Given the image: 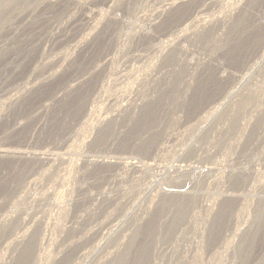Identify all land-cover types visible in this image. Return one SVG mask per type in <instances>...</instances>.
I'll return each mask as SVG.
<instances>
[{"label":"rangeland","instance_id":"1","mask_svg":"<svg viewBox=\"0 0 264 264\" xmlns=\"http://www.w3.org/2000/svg\"><path fill=\"white\" fill-rule=\"evenodd\" d=\"M8 1L0 0V264H18L32 238L28 264H116L174 193L148 264L258 262L263 232L248 263L240 235L255 229L264 201V0ZM254 28L263 34L255 42ZM231 36L245 48L240 57L227 52ZM152 137L145 155L138 146ZM132 157L138 168L127 166ZM233 195L236 213L211 245L215 215Z\"/></svg>","mask_w":264,"mask_h":264},{"label":"bare ground","instance_id":"2","mask_svg":"<svg viewBox=\"0 0 264 264\" xmlns=\"http://www.w3.org/2000/svg\"><path fill=\"white\" fill-rule=\"evenodd\" d=\"M8 1V0H7ZM13 1V0H12ZM172 1V0H171ZM176 2H177V0H175ZM175 1H173V2H170L171 3V5H172V3H174ZM186 1V0H185ZM205 1V0H204ZM212 1V0H211ZM214 1V0H213ZM213 1H212V3H213ZM256 1V0H255ZM255 1H252L253 2V4H254V2ZM258 1H262V0H258ZM257 1V2H258ZM6 1H4V3H5ZM9 2V1H8ZM16 2V1H15ZM37 2V1H36ZM175 2V3H176ZM182 2H183V0H182ZM263 2V1H262ZM2 3V2H1ZM12 3V2H11ZM211 3V2H210ZM215 3V2H214ZM261 3V2H260ZM256 4V3H255ZM5 5V4H4ZM10 5V4H9ZM16 5V4H15ZM19 5V4H18ZM112 5V4H111ZM8 6V5H7ZM7 6H3V8L4 9H6V7ZM104 6V5H103ZM131 6V5H130ZM173 6V5H172ZM180 7V6H179ZM2 8V7H1ZM15 8V7H14ZM171 8V6L169 7V9ZM242 10V9H241ZM245 12V11H244ZM11 13V12H10ZM179 13V12H178ZM249 13V12H248ZM8 14V13H7ZM3 15V14H2ZM1 15V16H2ZM159 15V14H158ZM240 15V14H239ZM244 15V14H243ZM5 16V15H4ZM8 16V15H7ZM247 17V15H244V17ZM3 17V16H2ZM192 17V16H191ZM7 18V17H6ZM241 18V17H240ZM239 18V19H240ZM4 19V18H3ZM239 19H236V21L237 20H239ZM1 20H2V18H1ZM126 20V19H125ZM151 20V19H150ZM256 20V19H255ZM260 20V19H259ZM7 21V20H6ZM164 21V20H163ZM167 21V20H166ZM184 21H187V20H184ZM4 22V21H3ZM116 22V21H115ZM238 22H240V21H237L236 22V27H240L241 26V22L240 23H238ZM245 21H243V23H244ZM2 23V22H1ZM247 23V22H246ZM246 23H245V25L244 26H246L247 27V25H246ZM252 23V22H251ZM259 23V22H258ZM256 24H257V22H256ZM20 25V24H19ZM253 25V23L252 24H250V26H252ZM257 26H259V25H257ZM99 27V26H98ZM76 28V27H75ZM190 28V27H189ZM248 28H249V26H248ZM247 28V29H248ZM14 29V28H13ZM131 29V28H130ZM236 29V28H235ZM240 29V28H239ZM243 29H246L245 27H243ZM255 29V28H254ZM170 30V29H169ZM241 30H242V28H241ZM258 30V29H257ZM256 29L254 30V31H251V33H248L247 31H246V34L248 33V34H250V36H249V38L253 41L254 40V42H255V40H259L260 39V37L263 35L262 34V32L260 33V31L262 30V28H261V30L259 29V31H257ZM156 31V30H155ZM233 29H232V32L231 33H233ZM238 31V30H237ZM249 31V32H250ZM129 32V31H128ZM239 32V31H238ZM243 32H244V30H243ZM159 33V32H158ZM172 33H173V31H172ZM169 34V33H168ZM236 34V33H235ZM244 35H245V33H243ZM132 35V34H131ZM151 35V34H150ZM237 35L239 36V37H241V35H239V33H237ZM260 35V36H259ZM237 36V37H238ZM243 36V35H242ZM90 37V36H89ZM238 37V38H239ZM248 37V36H247ZM246 37V38H247ZM231 38L234 40V41H236V38H234V37H232L231 36ZM237 38V39H238ZM245 38V39H246ZM102 39V38H101ZM107 39V38H106ZM231 39V42H233V40ZM242 39H244V38H242ZM249 39V40H250ZM264 39V38H263ZM169 40V39H168ZM251 40H250V42H251ZM262 40V39H261ZM260 40V41H261ZM173 41V40H172ZM245 41V40H244ZM247 41H248V39H247ZM98 42V41H97ZM104 42V41H103ZM102 42V43H103ZM238 41H236V43H237ZM241 42V40H240V38H239V43ZM249 42V41H248ZM106 43V42H105ZM119 43V42H118ZM241 43H243V41L241 42ZM252 44H253V42H251ZM107 44V43H106ZM245 44H247L248 45V43L246 42ZM156 45V44H155ZM218 45V44H217ZM238 43L237 44H231V46H230V48H229V50H227V52H229V53H232L233 55H235V56H238V57H240V53L239 52H241L240 50H245V48L244 49H241V47L242 46H240V50H239V48H238ZM241 45V44H240ZM242 45H244V44H242ZM101 46V45H100ZM99 46V44H98V47H100ZM162 46V45H161ZM253 46H254V44H253ZM97 47V46H96ZM176 47V46H175ZM244 47V46H243ZM242 47V48H243ZM248 47V46H247ZM156 48V47H155ZM94 49V48H93ZM97 49V48H96ZM102 49H104L103 48V46H102ZM160 49V48H159ZM256 49V48H255ZM264 49V48H263ZM118 50V49H117ZM120 50V49H119ZM144 50H146V49H144ZM143 50V51H144ZM154 50V49H153ZM167 50V49H166ZM238 50V51H237ZM250 50V49H249ZM93 51V50H92ZM99 51V50H98ZM104 51V50H103ZM110 51V50H109ZM136 51V50H135ZM176 51V50H175ZM15 52V51H14ZM97 52V51H96ZM163 52V51H162ZM92 53V52H91ZM90 53V54H91ZM95 53V52H94ZM98 53V52H97ZM96 53V54H97ZM101 53V52H100ZM171 53H173V51L171 52ZM175 53V52H174ZM206 53V52H205ZM239 53V54H238ZM243 52H241V54H242ZM212 54V53H211ZM214 54V53H213ZM99 55V54H98ZM102 55V54H101ZM167 56H168V54H166ZM171 55V54H170ZM173 55V54H172ZM230 54H228V56H229ZM95 56V55H94ZM100 56V55H99ZM146 56V55H145ZM175 56V55H174ZM209 56V55H208ZM226 56H227V54H226ZM227 56V57H228ZM91 56H89V58H90ZM93 57V56H92ZM168 57H170V56H168ZM167 57V58H168ZM211 57V56H210ZM100 58V57H99ZM170 58H172V57H170ZM170 58H168V59H170ZM228 58H230V57H228ZM85 59V58H84ZM87 59V58H86ZM137 59V58H136ZM235 59V58H234ZM240 59V58H239ZM88 60V59H87ZM87 60H85V61H83V62H85L86 63V61ZM93 60V59H92ZM94 60H95V58H94ZM98 60V59H97ZM96 60V61H97ZM111 60V59H110ZM174 60V59H173ZM96 61H94L95 63H96ZM125 61V60H124ZM138 61V60H137ZM205 61V60H204ZM210 61H212V60H210ZM81 62V61H80ZM93 62V61H92ZM100 62V61H99ZM84 63V64H85ZM102 63V62H101ZM81 64V63H80ZM83 64V63H82ZM88 64V63H87ZM201 64V63H200ZM76 65V64H75ZM78 65V64H77ZM86 65V64H85ZM93 66H94V64H92ZM98 65V64H97ZM112 66H115L114 64L112 65ZM96 67V66H95ZM98 68V67H97ZM126 68V67H125ZM225 68V67H224ZM93 69H95V68H93ZM214 70V69H212V68H207V70ZM82 70V69H81ZM97 70V69H96ZM121 70V69H120ZM89 71H90V69H89ZM92 71H94V70H92ZM101 71V70H100ZM72 72H74V71H72ZM85 72V71H84ZM124 72V71H123ZM216 71H213V72H211L208 76H206V78L204 79L205 80V82H203V83H201V84H199L200 85V88H199V90L198 91H203L205 88H206V86H207V84L208 85H210L209 83H211L210 82V80H211V78L213 77V76H215L214 75V73H215ZM205 73V72H204ZM229 73V72H228ZM83 74V73H82ZM88 74V73H87ZM221 74V73H220ZM96 75V74H95ZM115 75V74H114ZM86 76V75H85ZM97 76V75H96ZM81 77V76H80ZM219 77H221V76H219ZM65 78V77H64ZM79 78V77H78ZM89 78V77H88ZM80 79H82V78H80ZM86 79V78H85ZM95 79V78H94ZM75 80V79H74ZM77 80V79H76ZM67 81V80H66ZM65 81V82H66ZM82 81V80H81ZM84 81V80H83ZM87 81V80H86ZM92 81V80H91ZM218 81H220V80H218ZM80 82V81H79ZM88 82V81H87ZM69 83V82H68ZM67 83V84H68ZM213 83V82H212ZM225 83V82H224ZM94 85V84H93ZM66 86V85H65ZM122 86V85H121ZM210 87V86H209ZM26 88V87H25ZM198 88V87H197ZM170 91V90H169ZM85 92V90H80V91H78L76 94H73L72 96V98H71V100L73 101V103H75V105H77L76 104V101L77 100H80L79 98L81 97H83V93ZM88 92V91H87ZM86 92V93H87ZM102 92V91H101ZM106 92V91H105ZM184 92V91H183ZM204 92V91H203ZM208 92V91H207ZM92 93V92H91ZM197 93V92H196ZM206 93V92H205ZM201 94V93H200ZM226 94V93H225ZM86 95V94H85ZM202 95V94H201ZM42 97V96H41ZM74 97L76 98V99H74ZM84 97H86V96H84ZM101 97V96H100ZM200 97V96H199ZM84 99V98H83ZM166 99V98H165ZM219 100V99H218ZM143 101V100H142ZM198 101V100H197ZM80 103V102H79ZM125 103V102H124ZM161 103V102H160ZM166 103V102H165ZM81 104V103H80ZM129 104V103H128ZM69 105V104H68ZM74 105V106H75ZM84 105V104H83ZM151 105H153V106H150L149 104H148V108H149V106L151 107V109H149V111H148V113L150 114V115H147V112H146V114L145 115H147V116H144V120L146 121H144L143 120V122L145 123V126H146V123H147V125H148V122L151 120V119H153L154 117H156V115L155 114H157L156 112H157V108L159 107V104H157L156 102L154 103V104H151ZM196 105V104H195ZM217 105V104H216ZM158 106V107H157ZM219 106V105H218ZM82 107V106H81ZM216 107V106H215ZM145 108V107H144ZM160 108V107H159ZM147 109V108H146ZM216 109V108H215ZM155 110H156V112H155ZM147 111V110H146ZM138 113V112H137ZM90 114V113H89ZM207 114V113H206ZM65 116V115H64ZM151 116V117H150ZM150 117V118H149ZM142 118V117H141ZM82 119V118H81ZM157 120V119H156ZM142 122V125L144 124ZM83 124V123H82ZM151 124V123H150ZM160 125V124H159ZM144 126V125H143ZM122 127V126H121ZM141 127V126H140ZM142 128V127H141ZM113 129V128H112ZM120 129V128H119ZM140 129V128H139ZM156 130V129H155ZM111 131V126H109V124H108V126L106 125V127L100 132L101 133V136H104V135H106L107 133H109ZM137 131V130H136ZM133 132V131H132ZM132 132L130 133V134H128V137H126L125 138V140H123L124 142H123V145L124 146H129V145H131L130 143L133 141V137L135 136H132ZM134 134V133H133ZM137 134V133H136ZM145 135V134H144ZM155 135V134H154ZM153 136V135H152ZM137 137V136H136ZM147 137V136H146ZM153 138V137H152ZM154 138H156V137H154ZM152 139V140H148V141H146L145 142V140H143L144 141V143L142 142V145H139L138 146V149L141 151V152H145L144 154L146 155V152H147V154H148V152L152 149V147L154 146L153 145V142L155 141L156 142V140L155 139ZM157 141H158V139H157ZM99 142V141H98ZM110 142V141H109ZM171 142V141H170ZM135 143V142H134ZM155 144V143H154ZM44 145V144H43ZM162 145V144H161ZM133 146H135V145H133ZM158 146V145H157ZM16 147V146H15ZM125 148V147H124ZM136 148V147H135ZM30 149V148H29ZM22 150V149H21ZM34 150V149H33ZM19 151V150H18ZM7 152V151H6ZM24 152V151H23ZM162 152V151H161ZM10 153V152H9ZM40 153V152H39ZM153 153V152H152ZM19 154V153H18ZM3 154H1L0 153V156H2ZM5 155V154H4ZM24 156V154L22 155V157ZM153 156V155H152ZM57 157H58V155H57ZM103 157V156H102ZM134 157V156H133ZM133 157H132V160H133ZM139 157V156H138ZM142 157V156H141ZM40 158V157H39ZM44 158H46V157H44ZM51 158V157H50ZM49 158V159H50ZM64 158V157H63ZM130 158V157H129ZM153 158V157H152ZM155 158V157H154ZM105 159V158H104ZM109 159V158H108ZM117 159H119V158H117ZM123 159V158H122ZM125 159V158H124ZM131 159V158H130ZM130 159H128V160H130ZM135 159V158H134ZM141 159V158H140ZM32 160V159H31ZM63 160V159H62ZM97 160V159H96ZM99 160H101V159H99ZM106 160V159H105ZM111 160V159H110ZM116 160V159H115ZM114 160V161H115ZM121 160V158L119 159V161ZM126 160V159H125ZM127 160V161H128ZM129 161L128 162V165L127 166H129V163H130V165L132 166V167H134V166H136L137 167V164H136V162L137 161ZM150 160H151V158H150ZM38 161V160H37ZM44 161V160H43ZM49 161V160H48ZM52 161V160H51ZM93 161H95V160H93ZM113 161V159L111 160V162ZM126 161V162H127ZM142 161V160H141ZM141 161H139L140 163H141ZM144 161H146V160H144ZM144 161L142 162V163H144ZM148 161V160H147ZM116 162V161H115ZM122 162V161H121ZM139 162H137V163H139ZM155 162V161H154ZM103 163H106V162H104L103 161ZM107 163H110V162H107ZM118 163V162H117ZM140 163H139V165H140ZM147 163V162H146ZM95 164V163H94ZM113 164V163H112ZM119 165H120V163H118ZM124 164V163H123ZM122 164V165H123ZM105 165V164H104ZM106 165H109V164H106ZM105 165V166H106ZM122 165H121V168H122ZM145 165V164H144ZM150 165H151V163H150ZM35 166V165H34ZM105 166H103V167H105ZM111 166V165H110ZM114 166V165H113ZM142 166V165H141ZM140 166V167H141ZM146 166V165H145ZM108 167V166H107ZM131 167V168H132ZM139 167V168H140ZM144 167V166H143ZM178 167H179V165H178ZM243 167V166H242ZM138 168V167H137ZM180 168V167H179ZM137 170V169H136ZM254 170V169H253ZM144 171V170H143ZM252 171V170H251ZM183 172V171H182ZM255 172V171H254ZM188 174V173H187ZM243 175V174H242ZM238 176H240V175H238ZM237 176V177H238ZM94 177V176H93ZM236 177V178H237ZM241 178V177H240ZM240 178L238 177L237 178V180L239 179V182H241L242 183V178H241V180H240ZM246 178V177H245ZM126 179V178H125ZM184 179V178H183ZM187 179V178H186ZM181 180V179H180ZM90 181V180H89ZM175 181V180H174ZM188 181V180H187ZM93 182V181H92ZM181 182H183V181H181ZM238 182V183H239ZM174 183V182H173ZM172 183V184H173ZM241 183L240 184H238V185H241ZM171 184V185H172ZM175 184V183H174ZM184 184H185V182H184ZM233 184H235V181H234V183ZM121 185V184H120ZM178 185H179V183H178ZM232 185V184H231ZM238 185H236L235 184V186H236V189L238 188V187H241V186H238ZM170 186V185H169ZM168 186V187H169ZM173 186V185H172ZM171 186V187H172ZM175 186V185H174ZM174 186H173V188H174ZM238 186V187H237ZM97 187V186H96ZM100 187V186H99ZM180 187H181V184L178 186V188L180 189ZM234 187V186H233ZM91 188V187H90ZM175 188L177 189V187L175 186ZM242 188V187H241ZM95 189V188H94ZM172 189V188H171ZM176 189H174L175 191H176ZM235 189V188H234ZM81 190V189H80ZM83 190V189H82ZM165 190V189H164ZM232 190H233V188H232ZM240 190V189H239ZM238 190V191H239ZM246 190V189H245ZM81 192V191H80ZM86 192V191H85ZM168 193L167 194H169V189H168V191H167ZM235 192V191H234ZM83 193V192H82ZM172 193V192H171ZM178 193V192H177ZM238 193V192H237ZM236 193V194H237ZM240 193V192H239ZM78 194V193H77ZM241 194V193H240ZM87 195V194H86ZM163 195V194H162ZM81 196V195H80ZM85 197V196H84ZM239 197V196H238ZM179 199V195L177 196V195H175V193L174 194H172V195H166V196H164V199L162 200V202H161V205H160V207L157 209V211L155 212V214H154V216L152 217V219H150V222H148L147 223V225L146 226H143V227H141V229H139V230H137V232H136V234H134L133 236L134 237H132V239L130 240V242L127 244V246H126V248L119 254V260L116 262V264H148V260H147V256H148V253H149V248H150V246L152 245V242H151V240H152V236L154 235L153 233H154V231L155 230H157V228L159 227L158 226V224H159V222H158V220H159V216H160V214L162 213V211L165 209V206L166 205H168L169 203H171V202H174L175 200H178ZM226 199V200H225ZM224 200H223V202H222V206H221V208H220V210L217 212V214L215 215V218H214V220H213V225L211 226V230L209 231V233H210V236H209V242H210V244L211 245H214V244H217L219 241H220V239H221V236H222V233H223V230H224V228H225V225H226V223H227V217H228V214H230L229 212H231L232 213V209H234L235 208V210H236V207H234V206H237L238 207V200L237 199H239V198H237L236 197V195H233V196H229L228 198H225ZM79 200V199H78ZM235 200H237V201H235ZM241 201V200H240ZM192 201H190V199L188 198V199H186L185 201H184V203L182 204H180V206H179V208H178V210H177V213H176V218H175V221H174V223H171V225H169V226H167L166 227V232L168 233V231L169 230H173V228H174V226L175 225H177V223L180 221V220H182V219H184L185 218V215H186V213H187V211H188V209L190 208L188 205H190V203H191ZM80 203H81V201H80ZM90 203V202H89ZM235 203V204H234ZM82 204V203H81ZM85 204V203H84ZM99 205V204H98ZM240 205V204H239ZM262 206H261V213L259 214V216L257 217V223H256V227H255V229H246V230H242V233H241V241H240V247H241V250L243 251V258H242V261L243 262H246V263H248L249 262V259H250V257L251 256H253V255H251L252 253H250V249L251 248H254V245H255V243H256V240H257V237H258V235H260V233H262L263 232V237H264V222H263V211H264V201H263V204H261ZM89 206V205H88ZM189 207V208H188ZM234 207V208H233ZM193 208V207H192ZM155 209V208H154ZM235 210L233 211V212H235ZM239 210V209H238ZM164 212V211H163ZM236 213V212H235ZM28 214V213H27ZM163 214V213H162ZM31 215V214H30ZM86 215V214H85ZM230 215H232V214H230ZM229 215V216H230ZM228 219H229V217H228ZM32 221V220H31ZM11 224V223H10ZM168 225V224H167ZM163 227V226H162ZM161 227V228H162ZM163 229V228H162ZM165 229V228H164ZM165 231V230H164ZM170 232V231H169ZM171 233V232H170ZM4 234V233H3ZM81 234V233H80ZM31 237H35V235H33V236H31ZM30 238V237H29ZM93 238V237H92ZM78 240V239H77ZM76 240V241H77ZM87 240V239H86ZM156 240V239H155ZM222 240V239H221ZM27 241V240H26ZM35 241L36 240H34V238H32V239H30L29 241H28V243L26 244V246H25V249H24V251H23V253H22V255H21V257H20V260H19V262H18V264H28L29 263V261H31L30 260V258L32 257V249H33V246L35 245ZM80 241V240H79ZM24 242V241H23ZM80 242H82V239H81V241ZM77 243V242H76ZM74 244V243H73ZM72 244H70V246H71ZM66 247V246H65ZM73 247V246H72ZM37 249V248H36ZM73 249V248H72ZM70 250V252L67 254V256H69L68 258L70 259V257L73 255V250ZM75 250V249H74ZM22 251V250H21ZM78 252V251H77ZM82 255V254H81ZM74 256V255H73ZM72 256V257H73ZM80 256V255H79ZM118 256V255H117ZM262 256V255H261ZM37 258V257H36ZM65 260H68L67 258L65 259ZM35 261V260H34ZM110 262V261H109ZM56 263V262H55ZM58 263V262H57ZM61 263V262H60ZM65 262H64V260H63V264H64ZM255 264H264V256L263 257H261L260 258V260L258 261V262H256Z\"/></svg>","mask_w":264,"mask_h":264}]
</instances>
